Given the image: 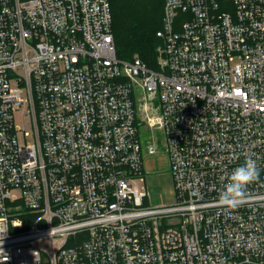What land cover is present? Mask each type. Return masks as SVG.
I'll use <instances>...</instances> for the list:
<instances>
[{"label":"built area","instance_id":"1","mask_svg":"<svg viewBox=\"0 0 264 264\" xmlns=\"http://www.w3.org/2000/svg\"><path fill=\"white\" fill-rule=\"evenodd\" d=\"M156 35L150 67L110 0H0V264H264V0H165ZM140 126L172 204H146Z\"/></svg>","mask_w":264,"mask_h":264},{"label":"trees","instance_id":"2","mask_svg":"<svg viewBox=\"0 0 264 264\" xmlns=\"http://www.w3.org/2000/svg\"><path fill=\"white\" fill-rule=\"evenodd\" d=\"M117 54L155 67L165 0H110Z\"/></svg>","mask_w":264,"mask_h":264},{"label":"rangeland","instance_id":"3","mask_svg":"<svg viewBox=\"0 0 264 264\" xmlns=\"http://www.w3.org/2000/svg\"><path fill=\"white\" fill-rule=\"evenodd\" d=\"M16 113V121L21 123V112ZM139 135L143 149L144 181L141 186L148 192L146 204L149 206L169 205L176 201V185L171 169L169 155L165 147V135L160 129L139 127ZM32 142V137L27 138ZM156 141L158 152L149 154L147 145Z\"/></svg>","mask_w":264,"mask_h":264},{"label":"clouds","instance_id":"4","mask_svg":"<svg viewBox=\"0 0 264 264\" xmlns=\"http://www.w3.org/2000/svg\"><path fill=\"white\" fill-rule=\"evenodd\" d=\"M260 169L255 159L246 158L227 177L224 190L219 195L218 203L226 209H235L246 199L247 186L258 181Z\"/></svg>","mask_w":264,"mask_h":264}]
</instances>
